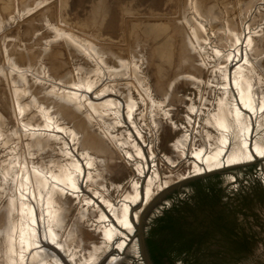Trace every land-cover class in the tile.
<instances>
[{"label":"rangeland","instance_id":"374dc122","mask_svg":"<svg viewBox=\"0 0 264 264\" xmlns=\"http://www.w3.org/2000/svg\"><path fill=\"white\" fill-rule=\"evenodd\" d=\"M156 174L118 264H264V0H0V264H95Z\"/></svg>","mask_w":264,"mask_h":264},{"label":"bare ground","instance_id":"6f19581e","mask_svg":"<svg viewBox=\"0 0 264 264\" xmlns=\"http://www.w3.org/2000/svg\"><path fill=\"white\" fill-rule=\"evenodd\" d=\"M240 59H238L239 61ZM234 63H236L235 61H233ZM239 65V63H238ZM233 66V65H231ZM238 70H236L232 77L231 75L227 74V77L229 78V82H230V85H231V78L233 79V82H232V85L234 86L235 89L238 88L237 86V78H235V76L238 74L237 73ZM136 131V134L141 137L140 133ZM246 137H247V134H246ZM137 138V137H136ZM249 140V138L247 139ZM182 142L183 143H186V139H182ZM249 143L246 141L244 142V147H246V150H247V154L246 156H242V157H245V158H249V157H252L251 154H253L251 152V149L249 148ZM143 146L140 147H137V152H138V158H141L142 159V162H141V167H140V173L142 175H144L145 173L149 172V170L151 169V166L149 164V160H148V157L146 158L145 155L142 153V148ZM184 152V147H182V150L180 151V153H183ZM203 151L199 150V151H195L194 152V155L201 159L202 161L206 162V163H209V159H211L212 157L209 158V156H204L203 158H200L203 156L202 154ZM129 156V155H128ZM219 162V165L222 164V159L218 161ZM228 162H231L228 160ZM237 164V163H236ZM81 167H78L77 170H76V173L79 175H83L81 173V170L84 169V166L83 164H80ZM208 168H210V165H207ZM153 171V169H152ZM29 173V172H27ZM76 173H72V178L74 179H77L79 180V178L77 177ZM139 176L140 180L143 181L144 183V186L142 187V183L141 181H139V179H134L133 182L131 183V191L129 192V194L127 196H125L127 199H128V202H129V207L128 209H126L123 213V216L121 219H119L118 222H121L123 223V225H121L120 223V227L123 229L124 227L128 228V231L127 232V237H124L125 241L123 242V244H121V246L119 247V249H116V251H118L119 253H117L113 248L107 253H105L103 256H101V258L98 260L95 261V264H118L120 262H122L125 258L124 256H121V251L124 250L126 248V245L128 242H131L130 240V236H132V233L134 232V229H135V226L132 222V224L130 223V220H131V216H132V209H130L131 207H134V205L136 204H140L139 206V209L142 208V207H145L148 203L151 202L152 199H156L158 197L159 194H161L163 191L162 189L164 187H167L168 185L170 184H173L177 181H180L182 179H184L182 176H177V179L176 180H173L172 178H168L164 181V183H162L160 181V177L156 174V175H151V176H148V177H145V176ZM84 176V175H83ZM44 181H47L46 179H43L42 182H41V187L42 189L44 190L45 189V196H50V193H49V189L46 187L45 185V182ZM161 191V192H160ZM160 192V193H159ZM121 204V202H120ZM139 209L137 210V212H134V217H133V220L136 224V221H138V211ZM46 213L49 214V217H50V220L52 219L53 217V213L45 210ZM26 222H29V218L27 219ZM123 226V227H122ZM44 228V231H45V235L44 236H41V239H42V243L45 245L42 249L45 251L47 250L49 252V250H53V252L55 251V249L51 246H49L50 244V240L51 238L53 239H56L57 240V237L55 233L52 234V236H50L51 234V230L49 228V225L47 223H45V227ZM32 233V232H30ZM33 234V233H32ZM34 235V234H33ZM30 237H32V235H30ZM25 242H27V244L30 246V244L32 245V241L34 240H31L29 237L27 238L26 236L23 237ZM51 247V248H50ZM57 247H61V245L58 244ZM36 248V246H35ZM138 245H137V242L134 240L133 244L130 246L129 249H131V253L133 254V256H139V250H138ZM40 249V255H42L43 253V250ZM56 251L58 253H60V251L56 248ZM38 252V250H36V253ZM51 252V251H50ZM47 264V263H46ZM61 264H66V262H62Z\"/></svg>","mask_w":264,"mask_h":264},{"label":"trees","instance_id":"16d2710c","mask_svg":"<svg viewBox=\"0 0 264 264\" xmlns=\"http://www.w3.org/2000/svg\"><path fill=\"white\" fill-rule=\"evenodd\" d=\"M161 221H162L161 222V224H162L161 228H163V229H169V228H173L175 226V222L171 220V215L165 217ZM161 242H164V243H160V244H163L165 249H167L168 246H171L173 244V241H168L165 239L161 240ZM156 243H157L156 241H153L151 239L147 240V244H148V247H149V250L151 253V257L153 259H159V261H160L159 264H163L164 260L161 259L162 255L159 252H157V250L155 249Z\"/></svg>","mask_w":264,"mask_h":264},{"label":"water","instance_id":"95a60500","mask_svg":"<svg viewBox=\"0 0 264 264\" xmlns=\"http://www.w3.org/2000/svg\"><path fill=\"white\" fill-rule=\"evenodd\" d=\"M161 196V195H159ZM139 240H140V250H141V253H142V256L144 257V260H145V263L146 264H151L147 255H146V238H145V235H139ZM119 246V244H118Z\"/></svg>","mask_w":264,"mask_h":264},{"label":"flooded vegetation","instance_id":"af4514ba","mask_svg":"<svg viewBox=\"0 0 264 264\" xmlns=\"http://www.w3.org/2000/svg\"><path fill=\"white\" fill-rule=\"evenodd\" d=\"M146 255H147V257H148V259H149L151 264H157V263L159 264V262H160L159 259H153L151 257V253H150V250H149V247H148V244H147V240H146ZM143 259H144V257H143ZM163 264H164V261H163ZM167 264H169V262H167ZM170 264H171V262H170Z\"/></svg>","mask_w":264,"mask_h":264}]
</instances>
